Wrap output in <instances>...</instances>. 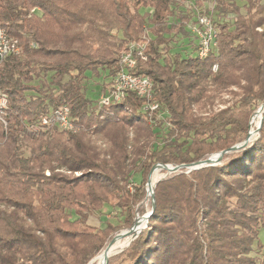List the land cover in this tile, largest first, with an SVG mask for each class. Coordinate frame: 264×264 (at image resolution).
I'll list each match as a JSON object with an SVG mask.
<instances>
[{
	"label": "trees",
	"instance_id": "trees-1",
	"mask_svg": "<svg viewBox=\"0 0 264 264\" xmlns=\"http://www.w3.org/2000/svg\"><path fill=\"white\" fill-rule=\"evenodd\" d=\"M208 11L216 45L200 58L173 52L178 34L196 52L198 12L176 14L172 0H0V25L20 46L0 67V264H88L152 208L156 164L195 163L247 138L264 104V0H215ZM137 44L133 71L149 76L158 107L132 90L96 107L86 72L108 71L104 92ZM62 105L77 131L41 125ZM154 192L147 227L107 264H263L264 118L248 146L183 167ZM105 208L122 224H97Z\"/></svg>",
	"mask_w": 264,
	"mask_h": 264
},
{
	"label": "built area",
	"instance_id": "built-area-1",
	"mask_svg": "<svg viewBox=\"0 0 264 264\" xmlns=\"http://www.w3.org/2000/svg\"><path fill=\"white\" fill-rule=\"evenodd\" d=\"M189 29L197 40L196 55L206 58L211 49L216 45L217 29L214 24L212 11H199L196 20L189 25ZM35 45V44H33ZM20 52L18 40L10 37L5 29L0 25V67L3 61L11 54ZM135 52L143 54V46L140 44L131 45L130 49L120 55L121 69L111 77L109 84L100 95L96 107L120 102L129 90L136 92L139 96L147 99L145 108L156 109L158 104L153 100V85L147 75L135 73L136 66ZM218 65L214 64L216 71ZM8 109V96L0 87V120L4 124L6 121V111ZM41 125L58 127L59 129L77 131L78 126L70 113L67 105H62L45 115L41 119Z\"/></svg>",
	"mask_w": 264,
	"mask_h": 264
},
{
	"label": "rangeland",
	"instance_id": "rangeland-1",
	"mask_svg": "<svg viewBox=\"0 0 264 264\" xmlns=\"http://www.w3.org/2000/svg\"><path fill=\"white\" fill-rule=\"evenodd\" d=\"M234 1L238 2L240 4V6H242L244 4V0H234ZM214 6H215V0H172V7H173L176 14L183 12V11L184 12L187 11V12H190L193 15V17L195 16L194 15L195 12H198L199 9H200V11H208L209 8H213ZM242 10L245 11L243 7H242ZM142 11L143 12L149 11V8H143ZM215 17H216V12H215ZM219 17H217V19H220ZM176 20H178L177 17L173 16V17H171L170 22L176 21ZM189 40L190 39L184 37L183 35L178 34L174 40V43H173V52H180V53H183V55H187L189 53L192 56H196V52H194V50L192 49L191 43H189ZM185 53H187V54H185ZM107 74H108V71L106 69H102V68L99 69L98 75L94 74L92 71L86 72L87 80L85 83V88H86V94L90 99L98 100V98L100 97V94H102L101 86H102V83L104 82V80L106 79ZM226 97H228V96L226 95ZM261 109L262 108H259V109H257V111H260ZM253 117L250 120V127H251V122H252V127L254 128V130H256V128L259 124L260 115L256 118L255 122L253 121ZM168 128H169V123L167 121H165V123L162 125V127H160V137H161L160 141H159L160 145H162V143H163V139H164V137L168 131ZM259 132L256 133V135L252 138V140H254L258 136ZM172 173H174V172H172L168 169H165L163 167L160 168L158 175H157V179L155 180L154 186L156 185L157 181H159L162 178L169 176ZM148 187H149V185H148ZM149 198H150V195H149ZM149 198L144 199V202H145V205L147 206V208L150 209V206L152 203H150ZM151 201H152V199H151ZM146 212H148V211H146ZM146 212H145V214H146ZM98 216H99V219H98L99 221L95 220V222L97 224L102 225V226H105L106 221H110L115 225L122 224V222H123L122 216L120 215V212L116 211V210H112L111 208H105L104 212L100 213ZM141 222H142V220L140 219L138 221V223H141ZM128 229L129 228H123V229H120L117 233H115L114 236L108 240V242L105 245V247L103 248V250L109 249V254L112 253L114 250H116L114 252V254L111 255V256H114V255L120 253L123 249L127 248L128 247L127 245H124V247H122V248H120V245L124 242L129 241L130 238L132 239L133 236L131 234H125V232H127ZM120 233H124V235L121 237L120 236L116 237ZM114 237H116V238H114ZM259 239L264 244V228H262L260 230ZM118 243H119V246L117 247L116 245ZM254 254L257 255V257L264 264V253H259V252L255 251ZM95 257L88 264H102L105 260V259H103L101 261H93L95 259Z\"/></svg>",
	"mask_w": 264,
	"mask_h": 264
},
{
	"label": "water",
	"instance_id": "water-1",
	"mask_svg": "<svg viewBox=\"0 0 264 264\" xmlns=\"http://www.w3.org/2000/svg\"><path fill=\"white\" fill-rule=\"evenodd\" d=\"M263 107H264V104L261 105L260 108H263ZM263 118H264V116H263ZM263 118L260 120V123H259L257 129L255 130L256 133H258V132L260 131V129H261L262 122H263ZM251 141H252V133H251V131H249L247 138L244 139L242 142H239V143H237V144L231 146L229 149L222 150V151H219V152H217V153H214V154L210 155L209 157H207V158H205V159H203V160H200V161H198V162L191 163V164H180V165H170V164H161V163H158V164H156V165L152 168V170H151V172H150L148 185L150 186V184H151V175H152L153 170H154L155 167H157V166H159V167H163V168L168 169V170H170V171H172V172H177V171H179V170H180L181 168H183V167H186V168L192 169V168H199V167L206 166V165H214V164H218V163L221 162L222 157H223V155H224L226 152L237 151V150L243 149V148H245L246 146H248V145L250 144ZM213 155H216V157L212 158ZM154 188H155V186H154L153 188H151V193L149 192V188H148V195H150V196H151V199H152V208H151L146 214L142 215V217H145V218H146V224H145L142 228H140V229L138 230V229H137V228H138V227H137V223H138V220L140 219V218H138L137 221L132 225V227H130V228L128 229V231L125 232V234H131V235L133 236L132 239H131V241H132L135 237L138 236V234L141 232L142 229H144V228L147 227L148 220H149L151 214L154 212V210H155V208H156ZM123 235H124V233H120V234H118L117 236H120V237H121V236H123ZM114 238H115V237H114ZM131 241H130V243H131ZM130 243H129V244H130ZM129 244H128V245H129ZM128 245H127V246H128ZM109 257H110V256L106 257L105 261H104L102 264H107L108 261H109Z\"/></svg>",
	"mask_w": 264,
	"mask_h": 264
},
{
	"label": "bare ground",
	"instance_id": "bare-ground-1",
	"mask_svg": "<svg viewBox=\"0 0 264 264\" xmlns=\"http://www.w3.org/2000/svg\"><path fill=\"white\" fill-rule=\"evenodd\" d=\"M262 113H264V108H262L260 111H257L256 112V114H255V116L253 117V121L255 122L256 121V118L260 115L261 116V114ZM262 118H263V116H262ZM261 118V119H262ZM260 119V120H261ZM259 123H260V121H259ZM259 125V124H258ZM258 127V126H257ZM257 129V128H256ZM250 131H251V133H252V138L256 135V132H255V130H254V128L252 127V122H251V128H250ZM214 157H216V155H213L212 156V158H214ZM156 168H162V167H156ZM155 168V169H156ZM157 175H158V173H155L152 177H151V184H150V186L148 187L149 188V192L151 193V188H153L154 187V183H155V180L157 179ZM142 218H145V217H140V219H142ZM139 219V220H140ZM138 220V221H139ZM146 224V218L141 222V223H137V229L139 230L140 228H142L144 225ZM116 237H118V236H116ZM115 237V238H116ZM130 241H131V238L129 239V241H127L124 245H128L129 243H130ZM129 242V243H128ZM124 245L122 246V247H124ZM117 247L119 246V243L116 245ZM121 247V248H122ZM116 250H114L112 253H110L109 254V249H104L102 252H100L96 257H95V259L93 260V261H101V260H103V259H106V257H108V256H111L112 254H114V252H115ZM116 254V253H115ZM105 261V260H104Z\"/></svg>",
	"mask_w": 264,
	"mask_h": 264
}]
</instances>
